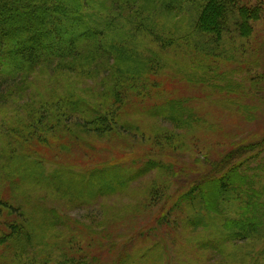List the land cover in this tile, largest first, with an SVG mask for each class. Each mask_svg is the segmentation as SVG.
<instances>
[{
	"label": "rangeland",
	"instance_id": "rangeland-1",
	"mask_svg": "<svg viewBox=\"0 0 264 264\" xmlns=\"http://www.w3.org/2000/svg\"><path fill=\"white\" fill-rule=\"evenodd\" d=\"M242 2L262 8L252 35L226 41L217 50L194 30V8L187 5L176 15L173 9L165 13L159 5L153 9L138 4L135 14L128 11L130 19L115 17L117 34L143 55L160 49L147 33L155 27L166 26L173 41L162 51L167 78L150 77L147 84L151 93L160 95L142 109L127 107L118 121L131 123L126 130L98 137L89 121L93 117L88 109L107 112L101 79L122 70L109 69L112 63L93 67L99 73L93 77L37 69L20 85L10 78L0 80V94H7L0 104V192L19 208L17 214L22 210L27 215L32 230V244L21 260L53 263L82 256L94 258L95 264H264V239L227 243L221 253L203 250L199 241L209 239L213 230L186 225L192 219L188 212L197 209L194 205L173 206L176 194L194 182L192 174L205 173L238 142L264 136V89L255 93L246 70L249 64L253 72L264 68V0ZM208 52L215 53L214 59ZM77 98L87 105L66 112L68 102ZM169 99L179 101L194 118L176 126L151 108L164 102L168 107ZM61 109L70 114L61 123L64 128L52 117ZM66 128L76 137L69 138ZM165 134L170 141L155 139ZM147 161L163 168L142 170ZM260 163L264 153L240 169L252 177ZM118 164V173L113 170L101 178L104 168ZM55 172L59 176H51ZM242 190L248 194L247 188Z\"/></svg>",
	"mask_w": 264,
	"mask_h": 264
},
{
	"label": "trees",
	"instance_id": "trees-1",
	"mask_svg": "<svg viewBox=\"0 0 264 264\" xmlns=\"http://www.w3.org/2000/svg\"><path fill=\"white\" fill-rule=\"evenodd\" d=\"M242 1L0 0V80L10 78L20 85L21 80L27 81L37 69H43L49 75L65 72L79 77H93L99 74L93 67L102 61L106 66L107 63H112L108 66L109 69L117 70L120 67L122 70L116 75L101 79V95L108 101L104 107L107 112L102 114L101 109L90 108V118H93L89 121L95 126L94 134L98 137L104 136L105 131L113 132L123 128L126 130L125 127L131 123L119 124L118 121L127 107L129 110L142 109L150 100L156 99L153 98L155 94L160 95L159 92L151 93L152 86L147 84H150V77L155 81L157 76L167 78L166 68L169 67L162 60V51L164 47H170L173 41L165 33L166 26L161 27V30L155 27L157 30L147 33L155 39L154 42L157 41L161 50L148 51L147 55H143L135 44L123 40L117 34L115 17L124 14L130 19L128 11L131 10L133 14L138 4L140 7L148 6L153 9L159 5L165 13H171L173 9L176 15L181 14L183 6L187 5L194 8V30L208 39L217 50L225 46L226 41L233 42L235 38L249 39L252 35L253 23L260 18L262 8ZM139 11L143 12L141 8ZM206 56L214 59L215 53L208 52ZM246 70L248 81L254 85L257 91L255 93L259 95L260 90L264 89V68L253 72L249 64ZM105 71L107 73L106 69ZM203 80L208 79H201ZM105 85L107 88L103 90ZM6 95L0 94V104L6 99ZM168 102V107L164 102L154 104L151 108L176 126H182L189 118H194L195 114L186 113L179 101L169 99ZM68 103L70 110L66 112L69 113L77 112L75 109L87 105L81 98ZM61 110L52 112V117L64 128L61 123L70 114ZM64 131L69 138L76 137L72 130L66 128ZM144 135L141 133V137H145ZM162 137L158 139L157 136L155 139L165 143L170 141L167 134ZM261 153H264V136L257 140L238 142L216 161L211 162L205 173L192 174L195 176H191L194 182L186 183L182 191L176 194L177 199L173 206L185 203L197 208L193 210L194 215L188 212L192 219L187 220L186 225H190L192 230H198L199 227L213 230L209 239L199 241L198 245L203 250L213 249L221 253L223 245L226 246L227 243L264 239V163L252 166L254 172H257L252 177L240 169L244 163L255 159ZM158 163L147 161L141 169L157 168L160 164ZM254 165L258 164L255 162ZM113 170L117 172L121 167L119 164L108 165L100 173L101 178ZM37 174L40 175L39 171ZM55 174L58 173L51 176ZM97 179L100 184L103 178ZM112 183H117L115 178ZM244 188H247L248 194L243 192ZM162 196L160 192L159 197ZM6 199L0 192V264H95L94 258L86 259L82 256L61 257L53 263L46 260L39 263L32 259L21 260L32 244V230L27 215L22 210L17 214L19 208L9 204ZM164 220L168 221L163 218L162 224L166 223ZM136 235L137 233L131 237L129 235L130 238L125 241L130 242Z\"/></svg>",
	"mask_w": 264,
	"mask_h": 264
}]
</instances>
